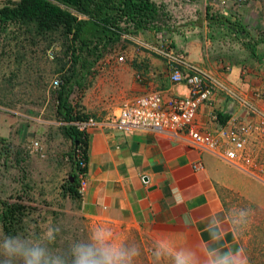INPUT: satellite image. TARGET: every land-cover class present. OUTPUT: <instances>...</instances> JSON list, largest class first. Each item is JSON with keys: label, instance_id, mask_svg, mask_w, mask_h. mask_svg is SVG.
I'll return each mask as SVG.
<instances>
[{"label": "rangeland", "instance_id": "obj_1", "mask_svg": "<svg viewBox=\"0 0 264 264\" xmlns=\"http://www.w3.org/2000/svg\"><path fill=\"white\" fill-rule=\"evenodd\" d=\"M7 1L0 0V5L3 7ZM154 1L167 13L164 24L174 32L124 36L108 48L81 83L74 86L68 102L75 111L96 119L111 116L124 101L117 97V88L129 87L124 80L126 67L133 69L135 82L143 83L148 78L145 73L160 66L168 69L170 76L171 69L179 66L178 61H185L191 43L211 63L236 62L242 44L222 37V30L217 34V30L206 27V6L210 7V13L233 15L241 7L250 9L254 3H264V0ZM251 26L264 35V22ZM210 33L215 39L209 38ZM229 56L234 57L230 60ZM119 57L124 61L120 62ZM70 68L62 28L40 36L31 27L0 24V212L4 203L22 206L20 222H15L11 229L14 234L30 231L29 235L37 236L49 226L58 228L51 251L65 256L73 241L85 239L91 229L100 226L85 213L81 197L66 189L71 173L66 155L71 145L67 149L66 124L56 111L59 87L54 88L53 81L61 83ZM229 199L230 220L239 209L249 212L246 224L235 233L249 264H260L264 252V209L239 195H231ZM0 232L4 233L1 222ZM114 235L120 242L141 249L137 264H172L170 257L157 261L154 250L143 244L136 233ZM122 237L125 240H120Z\"/></svg>", "mask_w": 264, "mask_h": 264}, {"label": "crops", "instance_id": "obj_2", "mask_svg": "<svg viewBox=\"0 0 264 264\" xmlns=\"http://www.w3.org/2000/svg\"><path fill=\"white\" fill-rule=\"evenodd\" d=\"M247 7H241L232 16L246 25L257 42L262 41L255 46L254 58L249 57L242 45L236 62L211 63L198 46L191 43L185 61L175 60L179 64L176 68L183 73L192 72V67L214 85L212 97L199 107L196 117L199 128L208 135L234 121L257 123V115H251L234 98L236 95L264 112V100L255 97V93L264 92V35L251 26L264 22V3ZM229 58L232 60L231 56ZM125 70L124 80L129 87L117 88V97L124 101L156 91H161L165 99L169 95H188L186 85L172 83L168 69L162 66L153 71L149 69L143 83L133 81V69L126 67ZM86 138L88 185L80 198L85 213L113 233L124 236L136 233L138 239L153 250L159 240L166 239L177 250H200L197 256L200 264H204L202 250L206 246L225 251L242 248L228 224L229 196H242L264 209V132L249 138L245 145L248 160L236 164L214 154L188 149L162 135L123 134L94 127ZM66 144L67 149L68 144L71 145L66 155L70 177L74 171L71 163L74 145L68 136ZM196 161L202 163L199 171L192 169ZM177 189L183 196L180 204L173 197ZM219 226L225 228L224 238L213 242L209 239V229Z\"/></svg>", "mask_w": 264, "mask_h": 264}, {"label": "trees", "instance_id": "obj_3", "mask_svg": "<svg viewBox=\"0 0 264 264\" xmlns=\"http://www.w3.org/2000/svg\"><path fill=\"white\" fill-rule=\"evenodd\" d=\"M168 15L154 0H18L10 1L0 9V24L17 23L33 29L36 35H46L63 30L66 40V54L70 57V73L62 77L56 96V111L64 121L65 134L73 142V150L82 151L87 162V138L68 123L81 120L86 115L75 111L68 99L74 86L81 83L104 52L120 42L124 36L136 37L140 33H157L174 30L164 24ZM204 21L206 27L217 30L222 37L240 42L255 57V46L262 41L255 40L249 29L232 15L210 13L206 6ZM210 39L215 36L210 33ZM222 123L225 120H221ZM77 142V146H75ZM78 159L71 160L74 171L67 180L66 189L79 196L76 190ZM22 206L18 203H4L0 222L4 233L14 234L11 229L20 222ZM264 264V252L261 253Z\"/></svg>", "mask_w": 264, "mask_h": 264}, {"label": "built area", "instance_id": "obj_4", "mask_svg": "<svg viewBox=\"0 0 264 264\" xmlns=\"http://www.w3.org/2000/svg\"><path fill=\"white\" fill-rule=\"evenodd\" d=\"M120 62L124 61L119 57ZM189 67V66H187ZM183 73L177 68L171 69L170 80L172 83H184L188 89V95H169L165 99L161 91L150 92L137 96L131 100L121 103L116 114L106 119H96L86 116L84 119L68 123L73 126L83 137H86L89 130L100 127L108 130H116L123 134L143 132L155 135H162L177 142L184 147L197 151L201 154L209 153L229 163L246 162L245 145L253 135L264 132V112L257 110L252 104L237 95V99L251 115H257L256 124L252 121H234L230 125L218 127L212 134L203 132L196 121L197 112L201 105L209 102L214 93L212 81L195 71ZM137 78L141 79L140 76ZM59 81H53V87H59ZM255 97L264 100V92L255 93ZM66 124V123H65ZM67 125V124H66ZM74 156L78 159L76 171V190L80 197H83L87 185V163L82 151L74 149ZM202 163L196 161L192 164L194 171H199Z\"/></svg>", "mask_w": 264, "mask_h": 264}, {"label": "clouds", "instance_id": "obj_5", "mask_svg": "<svg viewBox=\"0 0 264 264\" xmlns=\"http://www.w3.org/2000/svg\"><path fill=\"white\" fill-rule=\"evenodd\" d=\"M74 152V150H73ZM87 163V162H86ZM87 168V167H86ZM177 204L183 203L179 190L173 191ZM249 212L239 209L228 224L232 231L239 232L246 224ZM59 229L49 226L37 236L29 235L30 231L16 234L0 232V264H137L141 249L127 242H120L114 233L103 226L91 229L83 240L73 241L68 255L54 254V245ZM209 239L219 242L224 238L223 226L210 228ZM197 251L186 248H175L170 241L161 239L155 245L156 260L170 257L172 264H200ZM204 264H249L244 249L225 251L206 246L202 250Z\"/></svg>", "mask_w": 264, "mask_h": 264}, {"label": "water", "instance_id": "obj_6", "mask_svg": "<svg viewBox=\"0 0 264 264\" xmlns=\"http://www.w3.org/2000/svg\"><path fill=\"white\" fill-rule=\"evenodd\" d=\"M75 146H77V142H75Z\"/></svg>", "mask_w": 264, "mask_h": 264}]
</instances>
